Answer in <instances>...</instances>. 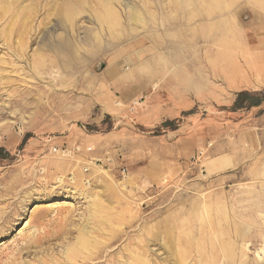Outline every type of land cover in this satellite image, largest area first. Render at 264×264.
I'll use <instances>...</instances> for the list:
<instances>
[{
	"label": "rangeland",
	"instance_id": "obj_1",
	"mask_svg": "<svg viewBox=\"0 0 264 264\" xmlns=\"http://www.w3.org/2000/svg\"><path fill=\"white\" fill-rule=\"evenodd\" d=\"M144 1L103 2L112 32L102 6L83 9L67 30L73 65L53 49L34 56L53 19L33 30L27 57L14 56L15 32L0 34V257L39 264L87 233L99 243L118 233L116 253L126 234L139 243L144 229L195 216L220 221V245L207 231L199 248L196 235L186 249L172 237L162 264H264V0H223L193 20L184 14L211 8L176 5L167 36L149 15L163 0ZM96 197L108 213L93 211ZM148 247L168 258L159 239Z\"/></svg>",
	"mask_w": 264,
	"mask_h": 264
},
{
	"label": "bare ground",
	"instance_id": "obj_2",
	"mask_svg": "<svg viewBox=\"0 0 264 264\" xmlns=\"http://www.w3.org/2000/svg\"><path fill=\"white\" fill-rule=\"evenodd\" d=\"M97 1L99 2H96V0H0V22H3L6 25L5 27H3V30L0 32V34L3 37V35L8 36L15 32L16 36L18 37V41L16 39L15 41H17V43L13 42L14 44H16V47L13 49L14 56L27 57V54H25L26 46L28 45L29 41H31L33 30L35 31V28L38 29L42 27L43 22H46L45 20L53 19V21H55L54 28H52L49 33V36L52 37L51 41H49V37L47 34H42L38 41H34V44H36L34 56L38 53V51L53 49L56 51L57 58H59L60 55L65 56V60L69 61L70 65H73L79 55L78 40L73 28H71L69 31L67 30L69 26L72 27L74 25L75 21L80 17L83 9H89L92 12V5H98L99 7L102 6L103 10H101V14L104 16V20L109 24L110 28H108L110 32L115 29V26L119 22L114 14L112 12H109L107 7H104V3H108V1L111 0ZM222 1L223 0H163L161 6H156L163 11L158 14L154 11H149V15L151 16V19H156L157 16L161 15L160 18L167 24L166 30L164 31V34L167 36L168 33L172 30L173 22L177 18L173 10L174 6L187 5L192 8H198V6H205L207 8L210 7L211 9L207 12L198 11L193 14V16L188 13L184 14V17L190 20H193L195 18L206 19L214 17L215 13L214 11H212V7H219ZM142 2L145 3L144 0H142ZM152 3L153 2H151V4ZM37 16L41 17V20L37 22L36 27H33L32 25L33 23H35L34 19L37 18ZM16 19H19V21L17 22ZM143 19L144 18H142L139 13H132L131 15L128 14L126 16V20H131L133 22H142ZM113 22L115 24H113ZM55 28L62 29L64 31V36L61 37V34L60 36H53V32L56 31ZM157 32H159L160 36L159 39H156V41H159L156 47L160 49V39L162 32L160 30H158ZM118 35L119 33L117 34V36ZM41 56H43V54H41ZM29 59H31V55L29 56ZM62 61L63 60L59 59V63ZM102 203L103 202L99 198H94L93 211H96L98 213L103 212L104 214L108 213L109 210L108 208H106L107 206L104 208V206H102ZM207 218L208 222H205L203 218L199 219L198 217L193 216V220L200 223L197 225H192V227H189L188 221H183V219H177L179 220V222L170 228H168V223L164 222L165 225L160 223L161 227H156L150 230L144 229L143 233H145V235L147 236V240H139V243H137L135 239H133V236H128V234H126L125 241H123L125 242V245L120 248V250H118L120 247L119 246L116 253H114L115 251H113L111 248L115 243L114 241L119 242L121 240V236L118 233H116L111 238L113 239V241L109 243H99L95 239H93V241H87L90 238H94V236L87 233L85 235H81L80 238H82V241L77 247L66 250L65 254H63L64 256H62V254H55L54 252V254L50 253L48 257L49 260L47 261L52 264H162L161 262L163 261H173V259L171 258H173L174 252L171 248V244L169 245V241L170 239H172V237H175L174 240L176 245L184 249L194 246V244L191 243V238L195 235L198 236V239H196L195 242V246L197 248L203 247V240H200L199 237H201L202 234H206V231L208 233L214 234L217 238L219 231L217 230L216 224H219L220 221L217 220L215 222V220H213L214 218ZM143 228L144 227L142 225V229ZM179 230L182 232H180ZM142 231L143 230H137L136 235ZM221 234L223 235V233H220V235ZM220 235L217 238L218 244L220 243ZM46 237L47 235H44V238ZM153 238L157 240L159 239L160 248L167 249L168 258L163 259L158 257V255L148 247L149 242ZM69 240L68 242H70ZM41 242H43V240ZM208 242L209 244H212L211 239ZM223 242L221 241V243ZM26 246H29V244H26ZM160 248L158 249L160 250ZM26 254L27 256H29V252ZM47 261L44 259H39L38 263L48 264ZM174 262L176 264H182V262H179L178 260H174ZM0 264H21V262H16L15 255L13 253L5 254L4 252V255L0 257Z\"/></svg>",
	"mask_w": 264,
	"mask_h": 264
},
{
	"label": "trees",
	"instance_id": "obj_3",
	"mask_svg": "<svg viewBox=\"0 0 264 264\" xmlns=\"http://www.w3.org/2000/svg\"><path fill=\"white\" fill-rule=\"evenodd\" d=\"M247 96L245 95V94H240L239 96H238V98H240V99H243V98H246ZM247 102H250L249 103V105L248 106H254V105H259V102L256 100H248ZM237 105L236 106H234V109H239L240 108V105L238 104V103H241L240 102V100L239 99H237Z\"/></svg>",
	"mask_w": 264,
	"mask_h": 264
}]
</instances>
